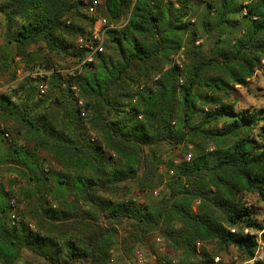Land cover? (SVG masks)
Masks as SVG:
<instances>
[{"label": "trees", "instance_id": "obj_1", "mask_svg": "<svg viewBox=\"0 0 264 264\" xmlns=\"http://www.w3.org/2000/svg\"><path fill=\"white\" fill-rule=\"evenodd\" d=\"M98 16L125 22L96 63L50 74L45 93L27 76L0 90V167L19 180L0 185V264H110L118 227L132 257L151 236L168 246L156 264H224L230 247L264 264L244 200H264V104L230 100L263 67L264 0H0V76L76 64Z\"/></svg>", "mask_w": 264, "mask_h": 264}, {"label": "rangeland", "instance_id": "obj_2", "mask_svg": "<svg viewBox=\"0 0 264 264\" xmlns=\"http://www.w3.org/2000/svg\"><path fill=\"white\" fill-rule=\"evenodd\" d=\"M1 21V18H0ZM125 22V19L122 18L120 21H118L116 24L117 26H121ZM1 25V23H0ZM0 34H1V26H0ZM204 38L200 36L197 40V44L202 43L204 44L203 41ZM0 43H1V38H0ZM263 62V67L261 69H258L254 72L253 76L248 79V87H243L240 85H234L232 89V93L230 96V100L235 99V106L236 107H257V106H262L264 104V60ZM56 64L59 66L67 67L72 65L70 61L67 60H61L57 61ZM6 84L4 76H0V86ZM0 128L4 129L5 125L3 123H0ZM187 153L186 150L184 149H174L172 151H165L163 152L161 159L164 162H167L169 159H177L180 160L184 155ZM159 169L161 171H164V165L159 166ZM11 180V186L12 188L16 191L19 186V180L15 177H11L7 170H5L3 167H0V185L6 189H8V184H10ZM144 194V193H143ZM140 194L135 190H132V195L136 198H140L141 200L146 198L148 193L146 194ZM244 200L246 201V205H248L254 212H256L257 218L259 220L264 221V200L259 198L257 195L252 194V193H247L244 197ZM118 243L115 245L113 248V258L115 264H126L128 261L131 260L132 258V253L129 255L125 253L123 250V238L126 235L127 232L123 229V227H118ZM125 236V237H126ZM152 236L149 238V241L146 245L144 244H138L134 248H139L142 250V252L145 254V256L148 258L150 264H156L155 261L157 260V257H172L173 254L168 248V246L164 245L162 247V250H159L156 245L152 247L151 242H152ZM210 245H207V248H209ZM219 259L222 260L224 264H240L243 262V257L241 254L233 247H230L227 252L221 251L218 253ZM176 259V257H174ZM31 264H40L39 261L33 260L32 257L28 253L23 254V261H30ZM214 261H216V257L214 258ZM245 261V260H244ZM23 264V263H20Z\"/></svg>", "mask_w": 264, "mask_h": 264}, {"label": "built area", "instance_id": "obj_3", "mask_svg": "<svg viewBox=\"0 0 264 264\" xmlns=\"http://www.w3.org/2000/svg\"><path fill=\"white\" fill-rule=\"evenodd\" d=\"M95 6L96 3L87 4L86 7L87 13L94 14L96 8ZM116 27H118L117 24L112 21H109L105 16H98L88 36L79 37L76 40L77 46L83 49L85 54L80 61H78L74 65L67 67L64 70H61L57 64H55L51 68L33 67L31 69H28L27 71L18 70L17 78L12 82L1 85L0 90L5 89L7 91H10L14 87L16 81L20 80L24 76H27L36 79L39 92L45 93L48 89V83L45 77H48L50 74L55 72H63V73H67L68 75H72L74 74L75 70L80 69L83 64L96 63V61L98 60V55L104 51V44H105L107 30ZM183 58L184 55L181 49L176 56V62L180 63L183 60ZM71 87L76 93L77 92L76 85L73 84ZM12 100H15V97H13ZM79 104H81V100H79ZM3 136L6 139L11 140V137L7 132H3ZM187 159H189V156H187ZM160 190L161 187L155 189L153 193L157 194ZM11 202L14 203V200H11ZM195 203L197 204L198 201H196ZM154 240L156 243L162 244L161 237L155 236ZM257 242H258V247L254 259H262L264 256L263 243L259 238L257 239ZM158 249L162 250V247H159ZM216 260H218V257H216ZM246 262H252V260L244 261L242 263H246ZM110 264H115L113 257L110 258ZM126 264H150V262L141 249H136L131 260L128 261Z\"/></svg>", "mask_w": 264, "mask_h": 264}]
</instances>
